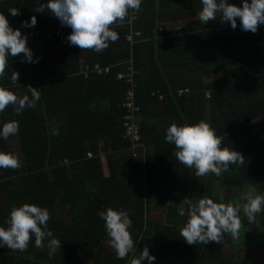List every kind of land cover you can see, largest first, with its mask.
Listing matches in <instances>:
<instances>
[{"label": "trees", "instance_id": "1", "mask_svg": "<svg viewBox=\"0 0 264 264\" xmlns=\"http://www.w3.org/2000/svg\"><path fill=\"white\" fill-rule=\"evenodd\" d=\"M226 2L239 6L240 0ZM37 6L36 0H0V13L25 37L35 28L45 34L62 26L50 10L36 12ZM8 7L17 8L19 15H10ZM200 7L199 0H141L133 26L142 37L131 46L124 40L128 28L119 25L111 29L118 39L99 52L79 49L65 39L52 55L54 38L40 36L26 41L35 63L24 62L22 53L7 58L0 86L18 96L30 95L31 86L40 99L35 108L26 107L18 115L11 105L0 111V124L18 123L15 135L0 139V151L15 154L10 140L16 138L22 152L15 154L20 167L0 168V226H6L2 218L13 206L31 203L48 210L47 228L61 242L49 256L46 241L36 247L30 234L23 251L0 246V264H130L144 247L155 257L152 264L232 263L220 241L185 243L180 227L187 211L181 217L177 208L187 209L185 200L194 203L203 196L242 204L239 196L249 186L264 194V25L258 24L253 33L241 30L238 19L233 29L216 17L204 24L192 19L176 28L158 27L164 18L197 16ZM30 16H35V26L21 27ZM80 53L89 64L111 65L112 72L119 62L132 59L138 69L140 137L148 152L136 159L127 156L120 126L125 85L113 73L84 78L77 73ZM45 67L56 70L47 73ZM12 71L17 81L10 79ZM218 72L203 81L205 74ZM153 88L164 92L162 100L148 95ZM177 88L188 92L170 93ZM199 120L214 129L221 147L237 151L242 162L230 164L218 177L210 172L195 176L194 169L181 164L172 155L174 146L164 140V129L172 122ZM150 204L163 205L162 220L147 216ZM106 206L126 210L132 221L128 231L134 248L123 259L104 247L108 237L96 213ZM239 215L241 227L232 246L264 250V209L252 223L242 211ZM145 229L152 235H144Z\"/></svg>", "mask_w": 264, "mask_h": 264}, {"label": "clouds", "instance_id": "2", "mask_svg": "<svg viewBox=\"0 0 264 264\" xmlns=\"http://www.w3.org/2000/svg\"><path fill=\"white\" fill-rule=\"evenodd\" d=\"M36 12L50 10L59 24L67 26L71 31L67 34V42L79 49H92L99 52L108 46L109 41H116L118 34L111 30L109 25L115 21L123 20L128 9L139 10L141 0H36ZM200 9L197 16L202 24L219 17L221 23L227 22L235 29L237 19L239 27L244 31L253 33L257 25H264V0H240L239 6L226 2V0H199ZM10 15H19V10L8 7ZM35 16L27 21H21V27H34ZM23 54L24 62L35 63L31 51L26 47V37L18 28L9 25L7 19L0 13V76L4 75L7 58ZM10 79L17 81V73L12 71ZM31 86L27 87L28 94L17 95L8 88L0 86V111L11 105L17 115L26 107L35 108L40 99V93ZM154 89V88H153ZM164 93V92H163ZM156 98V97H155ZM18 131L15 120L0 124V139H7ZM56 129L52 134H56ZM164 140L174 146L172 155L184 166L194 169L195 176L211 173L220 176L228 170L232 163H241L242 156L228 147H221L220 137L215 135L214 129L204 121L194 123H170L164 129ZM89 152V151H87ZM90 153V152H89ZM87 155V153H86ZM88 156V155H87ZM91 156V153L90 155ZM20 161L11 152L0 151V168H18ZM243 203H223L214 201L209 196H203L194 203L185 200L188 205L177 208V215L185 217L180 227V237L189 245L196 243L207 244L209 241L218 242L222 234L228 233L237 237L241 227L242 211L244 218L252 223L257 214L264 209V194L256 188L249 186L241 193ZM96 215L103 221V228L117 259H123L134 248V242L128 229L132 221L129 214L123 209H114L106 206ZM49 218L48 210L31 203H22L13 206L0 226V246L23 251L28 241L33 238L34 246L40 247L46 241L52 256L60 245V240L53 236L47 228ZM155 259L144 247L139 256L130 260V264H152Z\"/></svg>", "mask_w": 264, "mask_h": 264}, {"label": "built area", "instance_id": "3", "mask_svg": "<svg viewBox=\"0 0 264 264\" xmlns=\"http://www.w3.org/2000/svg\"><path fill=\"white\" fill-rule=\"evenodd\" d=\"M137 16V10L128 9V16L126 19L113 22L109 25L110 29L115 26L126 25L128 30L124 33V40L133 45L139 41L142 37L141 29L134 28V19ZM160 30V28L158 29ZM71 29L58 26L53 32L41 33L37 28L30 30L26 35V41L28 44L33 43L37 37L44 36L46 39L54 38V45L52 49V55L57 54L59 47L63 45L67 34ZM111 65H101L97 62L89 64L84 58L79 57V69L78 72L84 78H91L96 75L114 74V79L121 80L125 85L124 97L121 102L122 114L120 117L121 137L124 139L127 147V156L131 159H136L142 154L148 152V146L144 144L140 137V106L136 101V74L138 69L133 65L132 59L129 58L126 61H121L117 64V69L112 72ZM187 88H178L175 91V95L179 96L183 93H187ZM205 97H209L210 91L204 90ZM150 96L156 97L158 100L163 99L164 93L159 88L149 90ZM89 156L90 153L87 152Z\"/></svg>", "mask_w": 264, "mask_h": 264}, {"label": "rangeland", "instance_id": "4", "mask_svg": "<svg viewBox=\"0 0 264 264\" xmlns=\"http://www.w3.org/2000/svg\"><path fill=\"white\" fill-rule=\"evenodd\" d=\"M196 19H199L198 16H197ZM214 74H215V76H214V78H215L217 73H214ZM208 79H211V77L205 78V80H208ZM177 89L171 90L170 93L171 92L175 93V91ZM10 145H11V148H12L13 152L16 155H21L22 154V152L20 150L19 142H18V140L16 138H12L10 140ZM102 169L105 172V169L104 168H102ZM239 197L241 198V196H239ZM168 203L169 204H173V205H178V206H182L183 205V203L177 202V201H174V200H169ZM163 215H164V207H163V205L150 204L148 206L147 216H150L153 219L162 220L163 219ZM6 218H7L6 216H3V218H2L3 223H4ZM143 233H144V235H149V236L152 235V232L150 230H146V229L143 231ZM232 240H236V237L233 238L231 236H221V238L219 239V241L223 243L224 250H225L224 252L227 255L232 256V263L231 264H244V261L246 260V257H249V263L248 264H264V250H261V249H258V248H254V247H249V246L244 247L242 249H238V248L232 246V243H231ZM104 247H106L107 249L112 250L109 238H107L104 241ZM247 253H250V254L248 256H246ZM247 260H248V258H247Z\"/></svg>", "mask_w": 264, "mask_h": 264}, {"label": "crops", "instance_id": "5", "mask_svg": "<svg viewBox=\"0 0 264 264\" xmlns=\"http://www.w3.org/2000/svg\"><path fill=\"white\" fill-rule=\"evenodd\" d=\"M197 18V16H193V17H187V18H184V19H180V20H178V21H174V20H167V19H163V20H161V21H159L158 22V27L159 26H161V27H163L164 29H169V28H176L177 26H179V25H181L184 21H186V20H192V19H196ZM173 23V24H172ZM170 25V26H169ZM79 57H82V58H84L85 59V57H84V55L82 54V53H80L79 54ZM78 57V58H79ZM79 60V59H78ZM36 68V67H35ZM53 70V71H52ZM56 69L55 68H53L52 69V67H50V68H46L45 67V71L44 72H47V73H52V72H54ZM220 73L218 72L217 74H216V77L219 75ZM214 76H215V74L214 73H208V74H205L204 76H203V81L204 82H207V81H210V80H212L213 78H214ZM208 77H211V79H208V80H205V78H208ZM215 77V78H216ZM100 159H101V162H102V168H104L105 169V172L103 171V173L104 174H106L107 173V170H106V166H105V156H104V152H101L100 151Z\"/></svg>", "mask_w": 264, "mask_h": 264}]
</instances>
